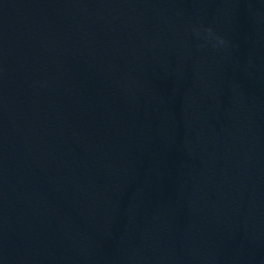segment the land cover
<instances>
[{"label":"water","instance_id":"obj_1","mask_svg":"<svg viewBox=\"0 0 264 264\" xmlns=\"http://www.w3.org/2000/svg\"><path fill=\"white\" fill-rule=\"evenodd\" d=\"M0 264H264V0H0Z\"/></svg>","mask_w":264,"mask_h":264},{"label":"clouds","instance_id":"obj_2","mask_svg":"<svg viewBox=\"0 0 264 264\" xmlns=\"http://www.w3.org/2000/svg\"><path fill=\"white\" fill-rule=\"evenodd\" d=\"M193 32L197 37H200L202 32L206 33L204 37L205 40L212 41L214 47H219L226 44L225 39L213 33L211 28H207V29L193 28Z\"/></svg>","mask_w":264,"mask_h":264}]
</instances>
